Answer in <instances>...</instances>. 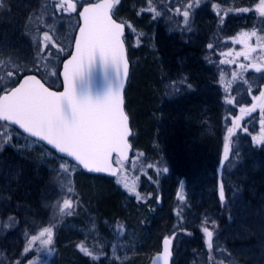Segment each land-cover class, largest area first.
Returning a JSON list of instances; mask_svg holds the SVG:
<instances>
[{
    "label": "rangeland",
    "instance_id": "374dc122",
    "mask_svg": "<svg viewBox=\"0 0 264 264\" xmlns=\"http://www.w3.org/2000/svg\"><path fill=\"white\" fill-rule=\"evenodd\" d=\"M80 1L81 3L86 2V0ZM139 1L120 0V3L115 6V15L119 16V19L126 24L127 36L128 33L133 35L135 29H138L140 36L145 41L152 36L145 30L149 28L153 30L152 23L156 21L157 16L153 18V14L149 13L146 16L141 14V12H144L141 9L145 8V6L142 7L143 4L147 5V3ZM248 2L253 3L255 7L259 0H248ZM55 3L56 0H0V60L10 61L14 59L21 65V74L25 73L24 69H28V72H35L41 75L42 78L52 85L58 84L56 77L60 66V57L65 56L69 51L77 25V20L71 14H59L54 6ZM187 3H185V6L183 5L181 11H183ZM140 4L141 9L134 13L127 9L138 8ZM197 9L198 7L193 9V15L189 20L191 31L187 30L183 23V16L179 14L175 19L176 21H174V16L165 19V24H167L168 29H176L179 32L180 35H175L173 39L178 38L187 42L193 48L210 49V44H207V41L209 40L208 37L213 38V36L210 31L208 32V26L213 24L212 14L216 10L213 7L212 9L207 7V5L201 10ZM34 15H43V25L35 20ZM30 16L33 17L32 21L29 20ZM260 24L263 26H260V28H264V17ZM48 25L51 28L47 27ZM128 25H131V27L129 28ZM201 26H204V29ZM44 31H49L50 34L54 35L55 40L58 41L56 48H52L49 45L51 52L57 53V55L49 56L46 60L39 62L40 70L36 71L34 61L37 57V48L40 47L38 42L42 39ZM127 36L125 40L129 48V54L134 56L137 54L136 45L135 43L131 45L132 37L129 38ZM33 38H35L36 42H34ZM203 40H206V43ZM227 45H230V43L226 40L223 48ZM60 46H63V52L58 51ZM131 61L135 63L133 59ZM45 64L47 67H44ZM221 65L229 67L232 65L220 63L218 68L219 75L223 78L232 79L231 76L227 75L229 71H221ZM6 72L7 68L0 65V76L8 79ZM205 76L210 78L214 76V73L207 72ZM203 92L213 95L214 102L217 103L218 97L214 89L207 87ZM261 92H264V87ZM260 93L254 95L249 92L251 104L243 107L244 109H251L255 105V111L241 113L239 110L235 117L227 113L231 118L228 128L232 127L233 120L242 117L239 121V127L235 129V135L232 136V143H230L229 152L232 151L233 160L231 164H225L224 160H222L224 165H228L226 171L230 170L231 167V170L235 171L234 181L250 177L249 175H244L246 172L252 175H255L258 171L264 173V144L257 143V141L264 139V125L261 123V107L264 106V99H260ZM185 96L188 97L189 94H185ZM169 101L172 102V100H167L164 97L163 103H168ZM217 116L218 120L211 113V117L206 119V121H196L198 129L202 130L201 134L207 135L215 143L216 151L218 146L220 147V139L224 135L220 136L216 133V130L220 127L218 125L219 113ZM248 120L251 122L248 123ZM248 124H251L253 130H249L245 134ZM0 132H6L10 137L6 143L3 141V137H0V197H11V199L0 198V264H17L18 261H21L19 264H29V259L35 261L36 264H71L64 257L62 251L77 240L87 242L92 250L96 249L95 252L98 253L99 258L93 260L92 264H99L100 257L106 255V248H108V258L104 264H146V256L148 254L151 255L154 248L155 250L159 248L157 236L154 237L146 233L142 240H138L128 235L121 241V238H118L119 233L115 230L111 233H114L118 239L111 238L108 230L99 228L100 225L84 202V196L78 188L83 177L77 173L76 168L70 174H65L60 170V164L65 160L54 156L39 143L22 137L16 131L4 125H0ZM254 137L256 138L255 140L253 139ZM131 143L133 142L131 141ZM156 148L159 149V147ZM222 156L224 159V151ZM141 157L142 155H136L131 165L128 166L129 168L123 165L124 172L128 176L131 172L127 169L134 170V173L137 170L135 174V177H138L136 188L139 181H148L151 178L147 174L149 168H143L147 164L144 165L141 162ZM222 163L220 162V164ZM154 167L156 168V165ZM240 167L243 175L238 174ZM193 170L186 172L187 178L181 183L183 186L181 193L184 196V200L180 201V203L184 202V208L181 213L183 216L185 214V217L190 220V229L196 225L199 231L202 232L203 222L208 220V218L220 223L221 220L218 211L212 209L217 201L211 197L213 196L212 191H214L212 190V180L207 178L211 170L207 168ZM58 172L60 173V179L57 178ZM229 172H226L225 175H228ZM170 176L165 180L167 185L173 183L174 176L179 179L177 175L172 174ZM64 177H67V179L64 180ZM35 181L38 182L36 189L35 186H32ZM68 181L71 182L73 187V192L71 193L67 191ZM25 183L32 191H27ZM89 184L99 185L94 181ZM112 185H118L129 193L121 183H117V178L112 181ZM234 185L237 184L234 183ZM235 187L238 188V186ZM236 191L240 190L237 189ZM232 195L233 198L228 202V205L233 220H229L228 223H226V220L223 221L226 224L222 234L219 236L218 233V235L213 236V245H219L220 250H229L232 256L239 259L237 264H264V216L255 210L251 212L249 210L250 203L243 199H238V194L236 195L233 192ZM68 197L77 202L74 215L64 217L55 215L51 206L56 204L58 200L62 201L63 198ZM230 197L231 193L227 196L228 200H230ZM164 206L165 211L171 215L173 206L170 199L165 202ZM188 206L194 207L192 213L187 209L189 208ZM205 214L207 216H204ZM9 216L14 217L15 221H8ZM201 218L202 220H200ZM5 221H8L13 226L6 229L4 227ZM49 224L56 225L54 228V244L51 248L39 251L34 250L24 254L23 249L28 239L25 233L27 232L29 236L38 234L41 228ZM173 226L176 227L175 224ZM175 227L170 230L174 237L178 234V232H175ZM218 229H221V227ZM137 233L139 234V232ZM137 233L132 232L134 235H138ZM181 235L183 234L177 235L175 242L176 263H198L197 257L192 259L191 256L194 255L197 245L203 246V248L207 247L204 236H197L192 242L188 241L185 243L183 239H178ZM234 241L242 242L241 246H235L238 249L234 248ZM38 247L39 244L37 243L35 248ZM87 261L89 262L88 259Z\"/></svg>",
    "mask_w": 264,
    "mask_h": 264
},
{
    "label": "trees",
    "instance_id": "16d2710c",
    "mask_svg": "<svg viewBox=\"0 0 264 264\" xmlns=\"http://www.w3.org/2000/svg\"><path fill=\"white\" fill-rule=\"evenodd\" d=\"M186 2L189 0H171V11H173L171 16H174V21L178 15L175 10L183 8ZM167 16L168 14L158 15L156 21L152 23L153 30L150 28L145 30L149 35H152L151 38L144 41L138 29H135V33L131 35V45L135 43L137 54L130 56V59H133L135 63L131 62L130 79L125 93V109L133 128L131 141L134 149L131 159L126 163V168L131 165L136 155H142L141 162L144 165L147 164L143 168H149L147 174L151 176L148 181H139L137 185V191L143 199L137 200L135 195L127 193L118 185L113 186L112 179L89 177L75 167L77 173L83 177L78 188L84 196V202L89 211L100 225L99 228L108 230L109 236L116 240L121 238L120 240L123 241L132 232H139L142 237L146 236L147 233L154 237L157 236L160 241L164 236L173 235L170 230L175 227L174 224L176 225L175 232H178L177 235L184 234L178 239H183L185 243L192 242L197 236L203 237L204 233L199 231L198 226L189 228L187 232L183 231L185 226L189 225L190 220L181 213L184 202L180 203L177 198V194L181 193L183 188L181 183L187 178L186 172L198 168L211 170L207 178L212 180V190L214 191H212L213 196L211 197L217 201L212 209L218 211L221 223L208 218L207 225L203 222V227L208 226L210 230L214 231V235L219 233L220 236L224 225L229 220H233L228 205V202L233 198V192L239 195L238 199H243L248 203L250 202L247 198L251 199L258 206L259 212L264 214V173L258 171L252 175L246 172L244 175L250 177H240L241 179L234 181L235 171L231 170L232 167L226 171L228 165L222 163L224 160L225 164H231L234 156L232 151L229 152L228 160L223 159L222 156L226 132L231 119L228 115L235 117L241 108L251 104L249 92L254 95L261 92L264 87V71L256 72L254 68L250 67V64L234 62L237 60L233 59V62L224 59V57H228V52L237 49V44L233 42L234 34L223 33L222 28L219 27L218 51H216L218 49L217 44L210 37L207 44H211L212 47L214 46L213 48H193L187 42L178 38L173 39L175 35L179 36L180 34L176 29H168L165 19L171 16ZM226 40L229 41L230 45L223 48ZM261 52L263 55L264 50ZM221 61H225L224 64L232 65H230L231 67L221 65V71L231 72L227 75L231 76L232 79L223 78L219 75L218 68ZM242 64L246 67L241 68L240 65ZM207 72L214 73V76L207 78L205 76ZM233 74H236L235 78H233ZM189 84L191 87H188ZM207 87L215 90L218 97L217 103L214 102L213 95L203 92ZM185 94H189V96L187 97ZM164 97L167 100H172V102L163 103ZM228 98H234L232 104L226 103ZM211 113L216 116L217 120L219 113L218 125L220 127L216 133L220 136L224 134L220 139V147L218 146L217 151L215 143L207 135L201 134L202 130H199L196 124L199 120L204 122L209 119ZM247 122L251 121L248 120ZM232 139L233 137L231 143ZM148 165H152V167ZM164 168H167L168 171L164 172ZM127 170L131 172L130 178L135 177L137 170L135 173L134 170ZM241 170L240 167L238 174L243 175ZM226 172H229L228 175H225ZM171 173L177 175L179 179L174 176L173 183L167 185L165 180L168 176H172ZM92 181L99 185H90L89 183ZM34 183L32 186H35L36 189L38 182L35 181ZM25 185L27 187L26 183ZM174 185L176 186L174 187ZM221 186H223L225 197L223 201L220 200L219 196ZM27 189V191H32L30 187ZM237 189L240 191L237 192ZM230 193L231 197L228 200L227 196ZM159 196L161 197V208L157 209L156 202ZM168 199L173 206L171 215L165 211L164 206ZM200 204L202 205V203ZM188 207L187 209L192 213L194 207ZM224 220L226 223H223ZM213 221L215 222L214 229ZM118 225H123L122 233L118 231ZM219 227L221 229H218ZM115 230L119 233L118 238L114 233H111ZM177 235L174 237V242L177 240ZM204 239L206 240L205 236ZM150 241L152 242L151 238ZM81 243L89 248L87 242L77 240L68 245V248L65 249L66 252H64L65 250L62 251L64 257L71 264H92L93 259L79 251L77 245ZM151 244L153 245V242ZM148 245L150 244L148 243ZM235 246L234 248L238 249ZM89 249L98 256V253L95 252L96 249ZM154 250H152L151 255L146 256V264L157 251ZM223 250L213 245L212 255L215 257V261H211L209 260L208 248L197 245V249L191 258L197 257L198 263L196 264H221V262L229 264L231 259H234L236 264L239 263V259L232 256L229 250L227 252ZM105 253L106 255L100 257L99 264H104L107 260L108 248H106ZM176 256L175 253L172 264H177ZM143 259L145 260V258Z\"/></svg>",
    "mask_w": 264,
    "mask_h": 264
},
{
    "label": "snow or ice",
    "instance_id": "6c2138e0",
    "mask_svg": "<svg viewBox=\"0 0 264 264\" xmlns=\"http://www.w3.org/2000/svg\"><path fill=\"white\" fill-rule=\"evenodd\" d=\"M120 0H102V2H93L86 0L85 3H80L77 11V0H56L55 8L58 13L71 14L77 13L78 36L74 37L75 54L71 59L63 65V91H50L51 85L45 86V83L38 79L36 74L21 75V65L14 59L10 61L0 60V65L7 68L5 79L0 76V121L8 122L10 125H18L23 129L24 133L31 137H36L40 141H46L48 145H52L59 153L66 154L75 161V165H71V161H64L60 164V170L65 174H70L76 166H82L88 172L103 173L107 172L112 176L117 177V183L122 186L132 195H135L137 200H142L143 197L137 191L136 182L138 177L130 178L124 172V162L128 159L127 153L130 145L128 137L130 136L129 118L124 111V100L122 89L124 81L128 76V61L125 56L124 49V29L125 24L116 22L111 13ZM200 0H189L186 7L181 11L177 8V14L183 16V23L188 31H191L189 23L190 17L193 15L194 7H198ZM213 5V8H217ZM141 11H149L153 13V18L161 15L157 10L154 0H148L147 7ZM169 11L171 9L169 8ZM229 11H232L229 9ZM241 13L250 11L248 7L236 9ZM255 13L260 17H264V0H259L255 6ZM217 15H220L219 11ZM227 15V12L225 13ZM36 21L43 25V15H34ZM32 21L33 17L30 16ZM223 23V16H221ZM47 27L51 28L50 25ZM130 28L131 25H128ZM39 30V29H38ZM255 30L251 32H243L239 37L233 40L234 43L243 42L245 51L236 53L238 56H244L249 59V53L256 51L255 48L249 46L247 41L252 37H256ZM34 42L35 41V38ZM259 40H264V37H258ZM40 47L37 48V57L34 61L35 70H40V63L46 60L49 56H56L57 53L51 52L49 45L52 48L57 47L58 41L49 31H44L42 39L38 42ZM212 45H209L211 48ZM264 50V44H258ZM59 52H63V46L58 48ZM231 53H229L230 55ZM264 61V57L258 58ZM225 61H221L224 63ZM96 65L103 68L106 90L102 98H93L91 87L93 80V69ZM44 67H47L45 64ZM241 68L246 67L240 65ZM250 67L256 72L264 71V63L253 61ZM114 73L113 80L109 82V71ZM29 70L24 69L27 73ZM56 74V73H52ZM236 74H233L235 78ZM22 80V82H21ZM186 80V78H185ZM184 82L183 80L181 81ZM19 86H15V85ZM188 87H191L189 84ZM250 90V89H249ZM179 91V89H176ZM234 98H228L226 103L232 104ZM260 99H264V92L260 93ZM255 105L251 109L241 108V113H251L255 111ZM262 120L264 125V106L261 107ZM242 117H238L232 121V127L228 128L227 136L224 143V159L228 160L231 137L235 135V129L239 127V121ZM7 127V126H5ZM0 137L6 143L10 137L6 132H0ZM256 139L255 137L253 138ZM259 144H264V139L257 141ZM113 154H115V163L117 168L113 167ZM152 167V165H148ZM164 172L168 169L164 168ZM18 175V174H17ZM57 178L60 179V173H57ZM67 177H64L66 180ZM67 191L73 192L71 182L68 181ZM220 200H224L223 186L220 189ZM11 199V197H0ZM180 201L184 200L182 193L177 194ZM77 202L71 197L58 200L52 205L55 215L64 217L71 216L75 213ZM179 215V213H178ZM8 221H15L14 217L9 216ZM8 221L4 222V227L10 228L13 225ZM207 225L208 221H204ZM213 229L215 222H212ZM55 224H49L41 228L38 234L28 235L23 252L24 254L30 251H39L41 249H50L54 244V228ZM118 231L123 232V225H118ZM206 244L209 251V260L215 261L212 255L213 235L214 231L208 226L202 227ZM173 236H165L163 238L162 253L158 254L156 261H161L162 264H169L172 256V240ZM39 244L38 248L35 246ZM79 251L85 256L91 257L93 260L98 256L94 254L83 243L77 245ZM219 249V245H217ZM227 252L226 249L223 250ZM230 255V254H229ZM19 264V262H17ZM29 264H36L35 261L29 259ZM223 264V262H221ZM229 264H236L234 259L229 260Z\"/></svg>",
    "mask_w": 264,
    "mask_h": 264
},
{
    "label": "flooded vegetation",
    "instance_id": "af4514ba",
    "mask_svg": "<svg viewBox=\"0 0 264 264\" xmlns=\"http://www.w3.org/2000/svg\"><path fill=\"white\" fill-rule=\"evenodd\" d=\"M139 2L148 3V0H140ZM77 3H81V1L77 0ZM154 3L157 7V10L161 12V15L162 14L163 15L168 14V16L172 15L173 11H169V8L171 9L170 0H154ZM205 5H207V7L211 9L213 5L218 6L217 8H215L216 11H214V13L212 14L213 24L212 25L210 24L208 26V32L210 31L212 33L214 42L217 44V48H218V43H219V27L222 28L223 33L234 34V39L239 37L240 34L243 32H251L253 30L257 32L256 37H252L250 40L247 41V44L249 46L256 49V51L249 53V56H250L249 59H245L244 56H238L234 54V53L245 51V44L243 42L236 43L237 49L235 51L232 50L234 53L228 52V57H224V59L231 60L232 62L233 60H237L234 62H238V63L243 62V64H251L253 61L257 63H264V61H261L258 59L259 57L262 56V53H261L262 49L258 47V44H264V40L257 41L258 37H264V34H263L264 31L263 32L260 31L262 29L260 28V26L263 27L260 24L263 17H260L257 13H255V7L253 6L254 5L253 3L248 2V0H200L197 10H201L202 8H204ZM144 6L145 8L147 7V5L143 4L142 7ZM241 7H248L250 11L247 13H241V12L236 11V9H239ZM127 9L128 11L130 12L132 11L134 13L141 9V4L139 5L138 8H135V9L127 8ZM229 9H231L232 11H229ZM79 10L80 9H79V4H78L77 11ZM113 11L115 10L113 9ZM218 11L220 15H217ZM225 12H227V15H225ZM125 13H128V12H125ZM150 13L153 14L152 12ZM141 14H144L145 16L149 15V11L141 12ZM71 16H77V13H71ZM221 16H223V23L220 22ZM201 28L204 29V26H201ZM216 29L217 31H215ZM208 38H206V40H208ZM206 40H203V42L206 43ZM218 50L219 48L216 51ZM229 53L231 54L229 55ZM262 57H264V55Z\"/></svg>",
    "mask_w": 264,
    "mask_h": 264
},
{
    "label": "water",
    "instance_id": "95a60500",
    "mask_svg": "<svg viewBox=\"0 0 264 264\" xmlns=\"http://www.w3.org/2000/svg\"><path fill=\"white\" fill-rule=\"evenodd\" d=\"M97 2H102V0H99ZM80 23H82V21H79ZM117 22V21H116ZM79 27V26H78ZM78 28H77V31L75 33V36H78ZM124 34H125V29H124ZM124 49H125V56H126V59L128 61V58H127V54H126V48H125V44H124ZM75 54V44H74V41H73V45H72V50H71V53L70 55L63 61L62 65H61V69H60V80H61V89L58 90V92H62L64 89H63V65L64 63H67L68 60L71 59V56ZM129 73H130V64H129V61H128V76L126 78V80L124 81V87L122 89V96H123V100H124V91H125V88H126V84H127V81H128V78H129ZM113 77H114V73L110 70L109 71V82H111L113 80ZM38 78V77H37ZM39 79V78H38ZM22 82V80H21ZM16 86H19L18 84ZM47 87V86H46ZM106 90V84H105V79H104V72H103V68L102 66L100 65H96L93 69V80H92V87H91V92H92V96L93 98H102L103 97V94ZM50 91H56V90H52L50 89ZM124 107V105H123ZM125 111V109H124ZM126 113V112H125ZM2 122H5V121H2ZM129 122V121H128ZM8 124V122H5ZM12 126L13 128H15L18 132H20L21 134L33 139V140H36L38 142H40L41 144H43L46 148L50 149L51 151H53L57 156L63 158V159H66L68 161H71L72 164H75V161L72 160L71 157H67L66 154H62V153H59L58 150H56L52 145H48L46 141H40L38 138L36 137H31L29 136V134L27 133H24L23 132V129H20L18 125H10ZM129 129H130V133L132 134V131H131V128H130V124H129ZM130 134V136H131ZM130 136L128 137V143L130 145V148H129V151L127 153V157L129 159L130 157V153H131V149H132V146L129 142V138ZM115 157V154H113V158ZM127 159V160H128ZM126 160V161H127ZM80 168V170L85 173V174H89V175H96V176H107V177H115V176H112L110 175L109 173L107 172H103V173H95V172H88L86 169H83L82 166H78ZM113 167L114 168H117L114 163H113ZM162 249H163V239L161 240V243H160V250L154 254L149 262V264H153V261L156 260V257L158 254L162 253ZM171 259H172V256H171ZM171 259L169 261V264H171ZM156 264H162L161 261H156Z\"/></svg>",
    "mask_w": 264,
    "mask_h": 264
},
{
    "label": "bare ground",
    "instance_id": "6f19581e",
    "mask_svg": "<svg viewBox=\"0 0 264 264\" xmlns=\"http://www.w3.org/2000/svg\"><path fill=\"white\" fill-rule=\"evenodd\" d=\"M248 200H249V202H250V204H249V210L252 212L253 210H255V211H258V213H260L259 212V210L257 209L258 208V206H256L252 201H251V199H249V198H247ZM262 215H264V214H262ZM194 227H196V225L194 226ZM229 227V226H228ZM189 228H191V225H190V223H189V225L188 226H185V228L183 229V231H186L187 232V230L189 231ZM184 235V234H183ZM130 236H132V237H134V238H136V239H138V240H142L143 239V237L141 236V234H138V235H134V234H130ZM141 237V238H140ZM241 243L242 242H240V241H234V244H233V246H235V244H238V246H241ZM244 244V243H243ZM245 246V245H244Z\"/></svg>",
    "mask_w": 264,
    "mask_h": 264
}]
</instances>
